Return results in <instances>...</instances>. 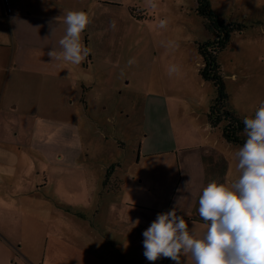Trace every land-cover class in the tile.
Instances as JSON below:
<instances>
[{"label":"crops","instance_id":"obj_1","mask_svg":"<svg viewBox=\"0 0 264 264\" xmlns=\"http://www.w3.org/2000/svg\"><path fill=\"white\" fill-rule=\"evenodd\" d=\"M138 1L10 0L7 14L0 0V256L14 249L25 264H148L143 232L158 214L176 208L196 236L204 233L207 226L198 212L203 188L213 180L230 186L238 178L235 152L242 145L211 126L207 111L195 114L201 96L188 91L182 98L191 103L188 114L194 113L188 122L180 110L168 113L160 104L167 68L163 46L154 42L152 55L151 49L145 51L141 60L149 85L142 109L132 99L123 104L113 99L126 91L129 78L123 83L124 78L133 75L127 62L140 48L126 46L127 30L155 16ZM69 10L84 11L91 19L81 37L90 55L80 65L53 62L47 55L52 48L60 50L63 14ZM176 52L174 46L171 53ZM138 113L142 117L133 125ZM107 126H112L109 132ZM71 128L92 129L104 147L110 144L103 175L72 200L67 188L54 186L63 180L59 174L31 170L38 151L41 161L53 163L55 157L69 163ZM110 165L112 174L103 186ZM81 208L93 209L96 217Z\"/></svg>","mask_w":264,"mask_h":264},{"label":"rangeland","instance_id":"obj_2","mask_svg":"<svg viewBox=\"0 0 264 264\" xmlns=\"http://www.w3.org/2000/svg\"><path fill=\"white\" fill-rule=\"evenodd\" d=\"M210 2L224 21H238L245 25L231 34L229 43L218 55V61L228 93L229 106L242 118H252L260 102L264 101V0H210ZM152 3L156 6L152 7ZM138 4L147 7L150 15L155 14V16L150 18V21L148 20L142 25L131 26L127 30L126 41L124 40L126 46L132 44L140 48L137 55L134 56L137 62L132 65L133 68H128L133 75L128 72V77L125 76L123 81L124 83L129 78L126 91L117 93L113 99L118 104H123V99H128V103L132 99L134 106L136 108L141 106L139 109H142L144 99L146 100L147 97L146 93L149 92V85L143 78L139 66L143 56L145 57V51H149L155 42L163 46L162 49L166 48V52L162 55L167 66L164 69L165 91L161 95L160 104H165L167 109H170L168 113L180 110L184 120L188 122L191 117H194V113L188 114V111L192 110L191 103L182 100L185 95H188V91H193L202 97L199 107L195 110V114L199 113L200 115L202 111H207L209 103L215 95V87L212 82L203 80L199 73L202 58L197 50V42L212 39L214 36L205 27L204 19L196 13L195 0H139ZM137 12L140 11L134 9V13ZM161 19L168 21L165 29L158 27ZM174 46L177 49L175 55L171 53ZM152 50L148 53V57L152 55ZM171 61L172 65L179 67V72L170 76L168 69L171 66ZM175 61L177 63L174 64ZM157 77H159L158 74L154 76V78ZM118 86L119 89L123 86L120 81ZM119 91L117 90V92ZM136 91L139 93L136 94ZM141 115L142 113L133 114V125L138 124ZM75 117L71 118L76 119ZM94 118L105 119L100 116ZM119 122L120 117H117L118 128ZM110 127L112 126H107L108 132ZM70 142L73 154L70 156L69 163L65 159L58 162V158L55 157L53 163L41 161L40 155L42 154L38 151L37 158H31L33 162L31 170L39 172V174L47 172L54 175L59 174L63 180L57 181L58 183L55 181L54 186L57 184L60 188H67L72 193L70 195L72 200L76 198L75 193L78 194L79 191L85 189L84 187L103 175V166L108 160L110 144L104 147L105 142L92 129L83 133L82 130L74 128L70 129ZM128 145L130 150L126 156H124L125 150L116 155L117 158L124 156L126 162L130 157L133 139L129 140ZM89 174L92 175L89 176ZM117 186L118 184L114 185V187ZM81 210L85 212L84 208ZM85 213L87 217H93V215L96 217L93 209H88ZM69 225L70 228L77 231L75 223L71 222ZM202 235L203 233H199L197 237ZM39 256L42 259L43 254ZM18 258L19 255L12 249L9 253L0 256V264H25L24 262L20 263ZM181 262L182 264H192L191 259L186 256L181 259ZM170 263L171 259L169 258H159L156 261H149L148 264Z\"/></svg>","mask_w":264,"mask_h":264},{"label":"clouds","instance_id":"obj_3","mask_svg":"<svg viewBox=\"0 0 264 264\" xmlns=\"http://www.w3.org/2000/svg\"><path fill=\"white\" fill-rule=\"evenodd\" d=\"M63 23L66 32L59 40L60 50L52 48L47 55L53 62L80 65L90 55L81 37L91 19L84 11L69 10ZM167 25V19H161L158 27ZM127 63L133 65L135 58ZM178 72L177 65L168 69L170 76ZM124 74L121 69L120 75ZM243 125L246 140L235 152L238 178L230 186L213 180L199 197V216L207 226L203 235L197 238L176 208L160 213L143 232L149 261L170 258L182 264L181 257L186 256L192 264H264V101Z\"/></svg>","mask_w":264,"mask_h":264},{"label":"trees","instance_id":"obj_4","mask_svg":"<svg viewBox=\"0 0 264 264\" xmlns=\"http://www.w3.org/2000/svg\"><path fill=\"white\" fill-rule=\"evenodd\" d=\"M195 2L196 13L204 19L205 27L214 36L212 39L197 42V50L202 58L199 73L203 79L211 81L215 87V95L206 112L207 119L211 126L220 127L222 136L227 141L243 146L246 140L245 134L242 133L244 132V118L229 106L228 93L221 73L218 55L229 43L231 34L245 25L238 21H224L218 11L211 6L210 0H195ZM132 13L136 14L134 9H132ZM143 17L144 15L139 16V18ZM111 174L112 167L110 165L106 169L103 186L106 185Z\"/></svg>","mask_w":264,"mask_h":264},{"label":"built area","instance_id":"obj_5","mask_svg":"<svg viewBox=\"0 0 264 264\" xmlns=\"http://www.w3.org/2000/svg\"><path fill=\"white\" fill-rule=\"evenodd\" d=\"M3 5L5 7V11L7 14H10L12 12L11 6H10V0H2Z\"/></svg>","mask_w":264,"mask_h":264}]
</instances>
